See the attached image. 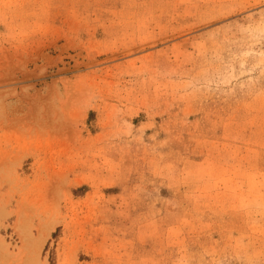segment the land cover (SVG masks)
<instances>
[{"label": "rangeland", "instance_id": "374dc122", "mask_svg": "<svg viewBox=\"0 0 264 264\" xmlns=\"http://www.w3.org/2000/svg\"><path fill=\"white\" fill-rule=\"evenodd\" d=\"M0 264H264V0H0Z\"/></svg>", "mask_w": 264, "mask_h": 264}]
</instances>
